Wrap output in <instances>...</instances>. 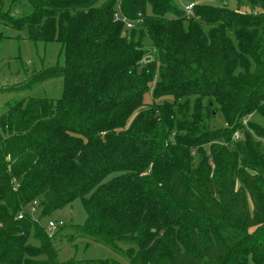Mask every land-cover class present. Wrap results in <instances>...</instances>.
<instances>
[{
  "label": "trees",
  "instance_id": "trees-1",
  "mask_svg": "<svg viewBox=\"0 0 264 264\" xmlns=\"http://www.w3.org/2000/svg\"><path fill=\"white\" fill-rule=\"evenodd\" d=\"M27 1L0 21L63 63L21 87L64 84L0 113V264H61L39 218L76 200L127 264H264V0Z\"/></svg>",
  "mask_w": 264,
  "mask_h": 264
},
{
  "label": "rangeland",
  "instance_id": "rangeland-1",
  "mask_svg": "<svg viewBox=\"0 0 264 264\" xmlns=\"http://www.w3.org/2000/svg\"><path fill=\"white\" fill-rule=\"evenodd\" d=\"M212 4H218L225 1L231 8L236 7V0H205ZM13 0H4V11L11 9L13 15H23L32 11V7L27 0H22L18 4L12 3ZM183 7L185 3L178 1ZM243 10H249L243 7ZM146 46L151 48L152 55L155 53L152 48L150 39H146ZM61 43L32 41L27 37L25 30H18L11 25L0 21V113L5 109L6 105L17 100L28 97H48L59 98L63 92V78L56 77L42 83H38L33 87H21L26 82L28 77L36 70L43 67H49L63 63L61 53ZM171 99V98H169ZM151 97L146 98V102H151ZM163 101V99H160ZM253 121L264 125V118L259 113H253L248 116L245 123ZM249 127V126H248ZM236 138H243V133L237 132ZM264 143V139L258 138ZM29 208V207H28ZM30 210V208H29ZM32 216L38 219L41 210H30ZM87 213L79 200L69 204L61 209L56 210L51 215L42 219L39 218L49 235H54L56 238L54 244L57 250V259L61 264H66L68 261L90 262L93 260L116 261L115 264H127L128 261L121 255L116 253L111 248L104 244L92 241L85 237L72 236L73 230L69 228L72 224L83 223ZM50 221L63 222L57 227H49ZM36 242V241H34ZM37 243V242H36ZM75 262V261H74Z\"/></svg>",
  "mask_w": 264,
  "mask_h": 264
},
{
  "label": "built area",
  "instance_id": "built-area-1",
  "mask_svg": "<svg viewBox=\"0 0 264 264\" xmlns=\"http://www.w3.org/2000/svg\"><path fill=\"white\" fill-rule=\"evenodd\" d=\"M193 5H194L193 3L192 4H189L186 7L187 10H191V8L193 7ZM116 17H117V19H123L124 22L126 23V26H127L128 29H131V28H133L135 26V22L134 21L129 20L126 17H122L119 13L116 14ZM37 203H38L37 201H34V203L30 206V210L36 211L37 210ZM19 217L22 218L23 217V214H20ZM59 224L61 225V224H63V222H59L58 223L56 221H50L49 222V227L50 228L51 227H57Z\"/></svg>",
  "mask_w": 264,
  "mask_h": 264
}]
</instances>
